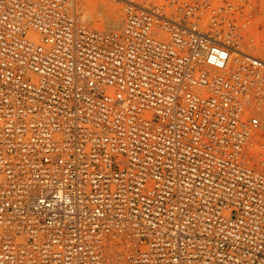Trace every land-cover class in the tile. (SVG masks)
Wrapping results in <instances>:
<instances>
[{
    "label": "built area",
    "instance_id": "1",
    "mask_svg": "<svg viewBox=\"0 0 264 264\" xmlns=\"http://www.w3.org/2000/svg\"><path fill=\"white\" fill-rule=\"evenodd\" d=\"M124 2L0 0V264H264L262 0Z\"/></svg>",
    "mask_w": 264,
    "mask_h": 264
},
{
    "label": "bare ground",
    "instance_id": "2",
    "mask_svg": "<svg viewBox=\"0 0 264 264\" xmlns=\"http://www.w3.org/2000/svg\"><path fill=\"white\" fill-rule=\"evenodd\" d=\"M91 1H92L91 4H89L91 7V8H89V10L90 9L91 10H90L88 15L90 16V18L96 17L97 19L96 18L95 19L98 21V23L97 22L93 23L94 24V26H92L93 28H97V29H101V30H107V29H105V26L103 25L104 21H107V23L109 24V26L111 28L108 30H114V29H120L121 28V27H119V23L121 22V19L123 18V10L121 9V5H122L121 2H117L115 0H108V1H106V0H91ZM139 1L143 2L144 0H139ZM82 2L80 0L81 9L84 6L82 4ZM102 6H106V10H103ZM82 17H84V14L82 15ZM245 40H244V42H245ZM244 42H242V43L244 44ZM246 42H247V40H246ZM251 45H252V43H251ZM254 46H253V48H252V46H250L251 49H249L248 52L253 53L255 55L257 54L258 56H264L263 45L259 44V45H254ZM242 47L245 50V47L244 46H242ZM253 49H254V51H253ZM255 49L258 51H256ZM254 146H255V143H254ZM252 151H255V147H253V149L251 148L250 153Z\"/></svg>",
    "mask_w": 264,
    "mask_h": 264
},
{
    "label": "rangeland",
    "instance_id": "3",
    "mask_svg": "<svg viewBox=\"0 0 264 264\" xmlns=\"http://www.w3.org/2000/svg\"><path fill=\"white\" fill-rule=\"evenodd\" d=\"M83 1V2H82ZM106 1H108V0H106ZM115 1H117V2H121L122 3V5H121V9L123 10V18L121 19V22L119 23V27H122L123 26V22H124V20H125V15H124V9H125V2L123 1V0H115ZM81 2H82V4L84 5L83 7H82V9L80 10V13H81V19L87 24V25H89L90 27H92V26H94V22H97L98 23V21L94 18V17H92V18H90V16L88 15L89 14V12H90V10H89V8H91L90 7V5L89 4H91V0H81ZM262 3H263V5H264V0H262ZM102 8H103V10H106V6H102ZM84 14V17H82V15ZM260 18H264V7H263V12L261 13V15H260ZM261 20V19H260ZM103 25L105 26V29H111L110 28V26H109V24L107 23V21H104V23H103ZM93 28V27H92ZM254 37H256L255 38V42L254 43H252V48H253V46L254 45H259V44H261V45H263V47H264V25H262V27H261V29L260 30H257V32H256V34H254L253 35ZM244 38H246V40H247V37H244ZM246 40H245V42H246ZM254 44V45H253ZM255 47V46H254ZM251 49V48H250ZM245 50H247V49H245ZM256 50V49H255ZM247 51H249V49L247 50ZM253 51H254V49H253ZM256 51H258V50H256ZM257 55V54H256ZM261 57H264V56H261ZM262 150V149H261ZM260 149H259V152H262ZM255 151H252L251 152V154H253ZM256 154H255V156L253 157V160H252V164L253 165H255L256 167H258L260 170H263L264 171V164H260V161H261V159L262 158H264V153H263V155H260V154H258V152H255ZM260 156V157H259Z\"/></svg>",
    "mask_w": 264,
    "mask_h": 264
}]
</instances>
